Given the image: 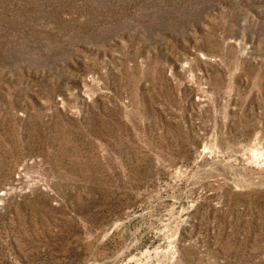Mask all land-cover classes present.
<instances>
[{
	"label": "rangeland",
	"instance_id": "374dc122",
	"mask_svg": "<svg viewBox=\"0 0 264 264\" xmlns=\"http://www.w3.org/2000/svg\"><path fill=\"white\" fill-rule=\"evenodd\" d=\"M0 264H264V0H0Z\"/></svg>",
	"mask_w": 264,
	"mask_h": 264
}]
</instances>
